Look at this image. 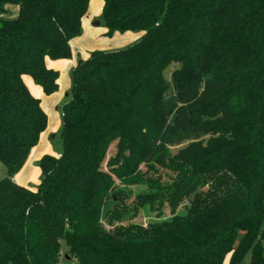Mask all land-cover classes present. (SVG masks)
Wrapping results in <instances>:
<instances>
[{
  "label": "trees",
  "instance_id": "trees-1",
  "mask_svg": "<svg viewBox=\"0 0 264 264\" xmlns=\"http://www.w3.org/2000/svg\"><path fill=\"white\" fill-rule=\"evenodd\" d=\"M102 3L107 37L143 36L72 70L32 192L12 178L47 116L23 78L58 90L46 60L71 58L89 0H0L19 10L0 21V264H264V0Z\"/></svg>",
  "mask_w": 264,
  "mask_h": 264
},
{
  "label": "crops",
  "instance_id": "crops-1",
  "mask_svg": "<svg viewBox=\"0 0 264 264\" xmlns=\"http://www.w3.org/2000/svg\"><path fill=\"white\" fill-rule=\"evenodd\" d=\"M102 0H101V11H102ZM3 14L0 15V21H13L18 17V7L15 5H5L3 7ZM90 15H89V7L86 16L82 19V34L79 37H76L70 41V49H71V58L68 60H46V67L58 73V90L49 96L43 94L40 87L34 86V82L29 77H24L23 81L27 86L31 95L40 101V106L42 110L45 111L44 103L46 101H51L55 104L60 97V93L63 91H67L71 87V81L69 83L70 74L72 70L76 67L79 61H85L88 59L89 55L95 51L105 50L104 47L110 42H105L104 40L98 38L95 39L94 36L97 32H94L89 29L90 25ZM101 24V22H100ZM87 30V31H86ZM142 33H124V34H114L111 39H116L117 44H119L118 48L127 46L129 44H134L138 42ZM70 84V87H69ZM51 105V103H50ZM47 114V112H46ZM61 127V114L59 115L58 123L55 122L53 125L50 124L49 119H47V127L46 130L40 135V139L38 144L30 151L26 162L23 167L17 172L12 181L17 186L23 187L29 191H36L37 187L41 181V171L38 167L39 160L45 156L49 155L52 157H58L60 154V150L50 151V148H47L48 137L51 133L55 132V130H60ZM6 172V171H5ZM229 256L226 257L223 264H228Z\"/></svg>",
  "mask_w": 264,
  "mask_h": 264
},
{
  "label": "rangeland",
  "instance_id": "rangeland-1",
  "mask_svg": "<svg viewBox=\"0 0 264 264\" xmlns=\"http://www.w3.org/2000/svg\"><path fill=\"white\" fill-rule=\"evenodd\" d=\"M3 12L0 13V15H2ZM89 15H90V25H89V29L97 32L94 36L95 39H102L104 40L106 43L110 42L109 44L107 43L105 48V50H101V51H115V50H120L123 49L125 47H128L132 44H129L127 46H123L118 48L119 44H117L116 39H111V37H107L106 34V29L100 24L101 22V0H89ZM97 23L99 25H97ZM87 31V30H86ZM131 33V32H129ZM169 75H167L168 77ZM69 83H70V79H69ZM34 86H36L34 84ZM37 87V86H36ZM70 87V84H69ZM38 88V87H37ZM70 92V88L67 91H63L60 93V97L59 100L53 104V102L51 101H46L43 102L44 104V108H45V114L47 116V119H49V122L51 125L54 124L56 125V122L58 123L59 120V115L61 114V108L64 104L67 103L68 101V95ZM51 103V105H50ZM47 148H50V151H57L60 150L61 151V140L59 137V129L55 130V132L51 133L50 136L48 137V141H47ZM115 143L111 145V147L109 148L108 154H107V158L111 157L112 155H114L115 149H114ZM183 148L182 146L179 147H174L171 148L170 152L172 154H175L179 149ZM106 158V159H107ZM102 169L105 170V165L102 166ZM141 170L145 171V168L143 166H141ZM159 174L161 176V180L163 182H168L169 179L171 178V176L169 174H167L165 171H161L159 170ZM6 176V172H5V168L4 166L0 163V180L3 179ZM123 190L126 191H131V194L137 195L140 192L145 191V187L141 186V185H132V186H127V187H123ZM164 215L166 217L169 216V211L167 209L164 210ZM154 218V215L152 213H149L148 211L144 210L140 212V215L133 221L137 224L140 225H147L148 222H151ZM66 247L64 244H62V252H61V256H63V254L65 253ZM263 256H264V243H263ZM69 262H63L62 264H68ZM244 264H249V258L247 257L244 261Z\"/></svg>",
  "mask_w": 264,
  "mask_h": 264
},
{
  "label": "water",
  "instance_id": "water-1",
  "mask_svg": "<svg viewBox=\"0 0 264 264\" xmlns=\"http://www.w3.org/2000/svg\"><path fill=\"white\" fill-rule=\"evenodd\" d=\"M97 25H99L98 23H97ZM66 258L68 259V257L66 256Z\"/></svg>",
  "mask_w": 264,
  "mask_h": 264
},
{
  "label": "built area",
  "instance_id": "built-area-1",
  "mask_svg": "<svg viewBox=\"0 0 264 264\" xmlns=\"http://www.w3.org/2000/svg\"><path fill=\"white\" fill-rule=\"evenodd\" d=\"M59 157V156H58Z\"/></svg>",
  "mask_w": 264,
  "mask_h": 264
}]
</instances>
